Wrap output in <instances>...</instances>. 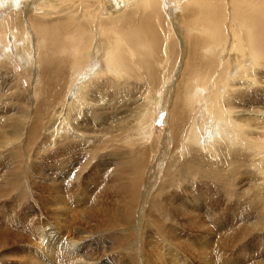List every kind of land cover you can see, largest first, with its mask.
I'll list each match as a JSON object with an SVG mask.
<instances>
[{
  "label": "bare ground",
  "instance_id": "6f19581e",
  "mask_svg": "<svg viewBox=\"0 0 264 264\" xmlns=\"http://www.w3.org/2000/svg\"><path fill=\"white\" fill-rule=\"evenodd\" d=\"M21 63L27 66L23 79L17 71ZM164 109L173 147L161 158L165 177L143 216L149 199L140 182L154 167L146 156L157 157V121ZM10 127L1 133L0 156H22L25 150L42 159L100 151L109 159L99 156L112 178L124 168V156H140L130 184H118L113 201L103 196L94 205L108 214L104 229L78 228L85 236L81 242L105 235L106 249L79 260V249L70 250L78 240L54 251L62 242L55 238L50 254L60 253L61 259L52 254L50 264H94L108 250L126 247L132 251L117 264H156L153 252L162 241L152 236L167 242L174 234L167 225H178L172 209L177 195L168 190L183 191L188 183L195 194L201 180L224 191L236 185L237 196L242 193L237 181L248 180L254 200L247 205L255 211L261 202L262 210L257 217L243 210L242 217L260 230L264 0H0V131ZM228 193L236 191L224 194L229 200ZM59 207L62 217L69 216L66 206ZM212 213L217 214L214 208ZM146 229L151 231L144 236ZM127 234L133 245V238L125 244Z\"/></svg>",
  "mask_w": 264,
  "mask_h": 264
},
{
  "label": "rangeland",
  "instance_id": "374dc122",
  "mask_svg": "<svg viewBox=\"0 0 264 264\" xmlns=\"http://www.w3.org/2000/svg\"><path fill=\"white\" fill-rule=\"evenodd\" d=\"M5 6L6 3L3 2V7ZM168 7V10L171 11L172 5L170 4ZM121 9L119 8L117 12ZM66 12L67 8L65 7L59 16H63ZM17 71L19 77L23 79L27 75V66L21 63ZM29 87L28 82L27 88ZM24 102L26 103V100ZM139 103L138 99L135 108ZM126 108L129 109V105ZM167 116V111L164 109L157 121L160 143L155 144L158 148L156 159L153 160V155L146 156L154 167L147 176L141 178L140 182V186L143 187L142 192H145L144 197L149 199L141 207L143 216L150 208L149 204L165 177L167 164L161 158H164L163 154L173 147L172 142L167 140V137H170V134L166 132ZM11 130L10 127L4 129V132L0 131V145L2 144V134ZM25 153L24 150L21 153L22 156L15 153H12L14 156L8 153L0 156V264H33L32 260L50 264L51 262L47 260H50L51 257L54 259L60 257L59 259H61L60 253L58 257L54 252L53 255L50 254L55 238H59L62 242L57 244V248L54 247V251L58 250L60 244L65 247L73 242L72 239L78 240L79 245L71 247L70 250L75 253V249H79V254H77L79 260H86L87 257L92 256V250H95L94 253L104 251L108 244H106V240L105 243L102 240L105 235L90 236L81 242L80 239L83 235L79 230L84 227L86 229L93 228V231L104 229L101 225L108 220V214L104 209L98 210L94 205L103 196L110 197L108 201H113L116 186L118 184L121 186L126 182L127 185L130 184V178L135 175L140 156H124V168H120L116 178H112L109 177V172L107 173V170L103 169V162H101L103 159L100 158L106 156L107 159L108 157L100 151L93 155L80 151V156H44V158L40 156L43 160L39 159V156L29 157ZM98 165L100 166L98 167ZM107 165L110 167L108 162ZM244 179L241 177L237 181L239 186L241 185L240 196H237L238 187L236 185H230L224 191L211 181L206 180L198 181L201 185H196V187L200 186L196 189L195 194L187 189L189 188L188 183L182 185L184 188L180 192L178 189H169L168 191L177 195L172 197V205L174 204L172 209H175L173 213L178 219L179 226L176 224L167 225L174 232L173 239H168L167 242L151 232L153 238L157 237L158 241H162L159 242V248L153 252L157 258L154 260H159L156 264H264V226H261L260 230L259 228L254 230L250 228V221L245 222L242 217V214H245L243 210L254 212L251 217H257L260 209L262 210V203L257 202L254 205L255 211L252 208L249 209L250 205H247L246 201L254 200L253 192L250 189V182ZM205 182H207V186L204 184ZM230 189L235 190L236 194L228 193L231 196L228 200L224 194ZM206 191L209 193L206 194ZM138 193L140 197L139 190ZM236 196L242 197L241 200H238ZM106 200L104 199V201ZM140 200L142 199L140 198ZM59 204L66 206L70 217L61 216ZM115 208L117 212L125 210L118 206ZM213 208L217 214L212 213ZM138 211L140 210L138 209ZM260 222L255 226H258ZM66 224H68L67 229L62 226ZM142 224L143 228L146 227L145 223ZM148 231L151 230L146 229L144 236ZM134 232L136 233V230ZM128 234L127 238L125 237V240H128L126 242L123 239V244L125 242V244H129L133 238L130 236L131 234ZM83 237L85 238V236ZM97 237L100 238L97 239ZM108 237L107 234L106 238ZM152 242L154 243V239ZM134 243L133 238L131 244ZM135 250L136 248L133 249V251ZM129 251H132V247H126L125 250H118L114 253L108 250L107 255L94 264H117V260L122 258L121 255L126 256V252Z\"/></svg>",
  "mask_w": 264,
  "mask_h": 264
}]
</instances>
